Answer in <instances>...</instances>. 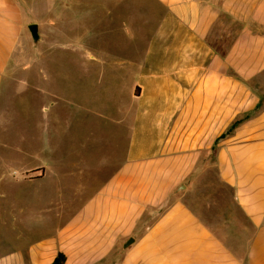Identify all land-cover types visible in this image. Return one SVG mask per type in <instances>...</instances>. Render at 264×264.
Returning a JSON list of instances; mask_svg holds the SVG:
<instances>
[{"label": "crops", "instance_id": "0c3cea01", "mask_svg": "<svg viewBox=\"0 0 264 264\" xmlns=\"http://www.w3.org/2000/svg\"><path fill=\"white\" fill-rule=\"evenodd\" d=\"M38 2L32 16L48 20L33 21L37 45L61 55L54 74L40 78L48 60L33 50L29 89L47 104L33 122L31 166L106 179L79 200L48 203L57 215L69 209L68 219L40 234L19 231L11 249L2 241L0 264H53L58 253L63 264H264V93L250 84L264 87V0ZM21 17L17 0H0V105L14 79ZM84 18L95 45L58 43L62 27ZM41 22L53 40L42 38ZM110 31L120 37L116 51L102 43ZM6 146L0 136V172L13 169ZM208 172L232 188L254 228L243 258L185 201L188 180ZM156 209L139 234L141 217Z\"/></svg>", "mask_w": 264, "mask_h": 264}, {"label": "rangeland", "instance_id": "374dc122", "mask_svg": "<svg viewBox=\"0 0 264 264\" xmlns=\"http://www.w3.org/2000/svg\"><path fill=\"white\" fill-rule=\"evenodd\" d=\"M17 1L22 8V29L14 59L10 65V74L14 79L1 98V102L6 101L5 104L2 102L3 104L0 105V115L2 121L5 122L4 127L0 128V136L4 137L7 143L6 148L2 150V155L6 158L7 166L13 167L12 172H0V237L6 238L0 240V244L5 241L2 245L7 250L14 248L16 244L14 238L19 231L26 232L27 230V232L40 234L47 224L49 227H52L51 224L58 227L68 219L69 209L61 208L59 211L62 214L57 215L56 211L47 207L48 203H62L74 197L79 200L84 196V192L81 193L82 190L93 192L100 180L106 179L102 172H76L77 175L68 172V176L67 172H53L52 170V172L45 173L31 166L33 161H36L31 158L32 130L34 133L38 131L36 126L32 128L33 122L36 125L38 114L42 117L40 108L43 104H47L44 95L38 94L32 98L29 89L33 50L36 51V46H39V50L45 55L39 56L41 57L39 61H42V58L48 60L46 63L39 64L40 78L48 72L54 74V68L57 65L53 63V60L60 58L61 51L57 49L47 51L42 49L41 43L37 45V42L32 40L27 26L36 19L46 22L48 18L32 16V0ZM38 11L45 13L43 8ZM92 19L90 23H93L96 18ZM41 25L42 38L46 41L53 40V35V38L49 36L53 30H48L42 22ZM88 25L89 23L84 18V21L78 19V23H71L67 27V33L63 32L62 27L57 34L58 43L82 41L85 46L95 45L100 38L96 37V30H91ZM105 35V41L102 43L107 44L103 45H109L112 48L115 44L113 51H116V44L120 37L111 31ZM250 84L264 93V87L255 82ZM37 143L41 146V138ZM71 146H74V143ZM76 147L79 148V146ZM77 148H70L73 150L69 161L72 164H78L81 161L76 151ZM43 157L44 155L40 154L37 159L41 160ZM21 166L24 167L22 172L14 171L15 169L18 171ZM187 183L190 184V189L187 191L185 201L237 257L243 258L254 228L234 200L232 188L225 185L216 176V172H208L199 178H190ZM159 212L160 210L157 209L146 212L141 217L138 233L142 232V229L149 225ZM2 245L1 249H3Z\"/></svg>", "mask_w": 264, "mask_h": 264}, {"label": "water", "instance_id": "95a60500", "mask_svg": "<svg viewBox=\"0 0 264 264\" xmlns=\"http://www.w3.org/2000/svg\"><path fill=\"white\" fill-rule=\"evenodd\" d=\"M29 32H30V35H31V38L34 42H37L38 39H39V34H38V26L37 24L35 23H32V24H29L27 26ZM133 241V238H130L126 243H125V247L128 246L131 242Z\"/></svg>", "mask_w": 264, "mask_h": 264}, {"label": "trees", "instance_id": "16d2710c", "mask_svg": "<svg viewBox=\"0 0 264 264\" xmlns=\"http://www.w3.org/2000/svg\"><path fill=\"white\" fill-rule=\"evenodd\" d=\"M239 121H235L231 127L228 129L227 133H230L232 131V129L235 127V125L238 123ZM65 261V256L62 253H58V255L55 257L53 264H63Z\"/></svg>", "mask_w": 264, "mask_h": 264}]
</instances>
